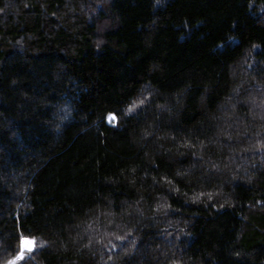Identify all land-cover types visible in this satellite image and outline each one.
Listing matches in <instances>:
<instances>
[{
  "label": "trees",
  "instance_id": "16d2710c",
  "mask_svg": "<svg viewBox=\"0 0 264 264\" xmlns=\"http://www.w3.org/2000/svg\"><path fill=\"white\" fill-rule=\"evenodd\" d=\"M11 259L264 264V0H0Z\"/></svg>",
  "mask_w": 264,
  "mask_h": 264
},
{
  "label": "snow or ice",
  "instance_id": "6c2138e0",
  "mask_svg": "<svg viewBox=\"0 0 264 264\" xmlns=\"http://www.w3.org/2000/svg\"><path fill=\"white\" fill-rule=\"evenodd\" d=\"M34 244V238H27V237H24L22 238L21 240V246H22V249L23 248H28V250L30 251L31 250V246Z\"/></svg>",
  "mask_w": 264,
  "mask_h": 264
},
{
  "label": "rangeland",
  "instance_id": "374dc122",
  "mask_svg": "<svg viewBox=\"0 0 264 264\" xmlns=\"http://www.w3.org/2000/svg\"><path fill=\"white\" fill-rule=\"evenodd\" d=\"M21 240H22V239H21ZM21 240H20V245H21ZM32 247H33V246H31V248H32ZM21 248H22V246H21ZM26 249H28V248H26ZM20 255H21V252L18 254L17 257H19ZM15 261H16L15 259H11V261L7 262V264H13Z\"/></svg>",
  "mask_w": 264,
  "mask_h": 264
}]
</instances>
